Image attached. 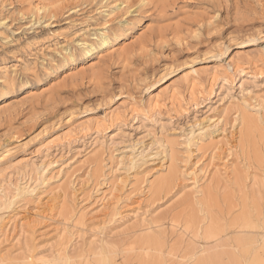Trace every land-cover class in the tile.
<instances>
[{
  "label": "rangeland",
  "instance_id": "rangeland-1",
  "mask_svg": "<svg viewBox=\"0 0 264 264\" xmlns=\"http://www.w3.org/2000/svg\"><path fill=\"white\" fill-rule=\"evenodd\" d=\"M143 1L0 0V264H264V0Z\"/></svg>",
  "mask_w": 264,
  "mask_h": 264
},
{
  "label": "bare ground",
  "instance_id": "bare-ground-1",
  "mask_svg": "<svg viewBox=\"0 0 264 264\" xmlns=\"http://www.w3.org/2000/svg\"><path fill=\"white\" fill-rule=\"evenodd\" d=\"M147 1V0H146ZM146 1H143L144 3H147ZM141 2H142V0H141ZM45 8V7H44ZM114 39V38H113ZM113 41L111 40V39H109V38H107L106 40H104L103 41V44L105 45V46H108V45H110L111 43H112ZM87 53V52H86ZM94 53V52H93ZM95 53H97V52H95ZM93 64V63H92ZM32 94V93H31ZM30 95V94H29ZM172 173V172H171ZM170 175V174H169ZM167 182H169V178H160V180H159V182L157 181V184L155 185V187L156 188H161V186L163 187V185L165 186V184L167 183ZM170 183V182H169ZM242 220L244 221V222H248L249 221V218H248V216L246 215V214H243L242 215ZM214 227H212V226H209V227H207L206 228V230H205V234L207 235V237H212V236H214ZM158 237V236H157ZM157 237H151V236H149V237H146V238H143V242H145V243H151V244H154L155 246H158V245H160L161 244V241H160V239L159 238H157ZM109 248V247H108ZM107 247H105V249H104V252H103V249H102V252H103V256L101 257H99V259L97 260L98 261V263L99 264H113L114 262H113V257H112V252H113V250H112V252L108 249ZM212 257V259L213 258H215V257H217V256H215V254L213 255V254H210V255H207V256H205V257H202V258H198L197 260H196V264H202L203 263V261H207V260H209L210 258ZM68 258V257H67ZM60 260V259H59ZM63 261V260H62ZM68 261V260H67ZM35 264V263H34ZM43 264V263H42ZM48 264V263H47ZM195 264V263H194Z\"/></svg>",
  "mask_w": 264,
  "mask_h": 264
}]
</instances>
